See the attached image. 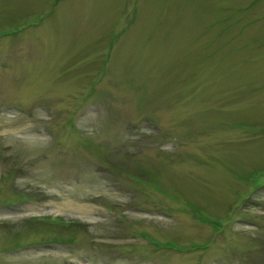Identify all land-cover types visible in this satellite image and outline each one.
<instances>
[{
    "label": "rangeland",
    "instance_id": "obj_1",
    "mask_svg": "<svg viewBox=\"0 0 264 264\" xmlns=\"http://www.w3.org/2000/svg\"><path fill=\"white\" fill-rule=\"evenodd\" d=\"M0 264H264V0H0Z\"/></svg>",
    "mask_w": 264,
    "mask_h": 264
}]
</instances>
